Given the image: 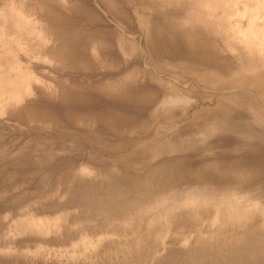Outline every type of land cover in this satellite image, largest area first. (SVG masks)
Returning <instances> with one entry per match:
<instances>
[{"label": "rangeland", "instance_id": "rangeland-1", "mask_svg": "<svg viewBox=\"0 0 264 264\" xmlns=\"http://www.w3.org/2000/svg\"><path fill=\"white\" fill-rule=\"evenodd\" d=\"M0 264H264V0H0Z\"/></svg>", "mask_w": 264, "mask_h": 264}]
</instances>
